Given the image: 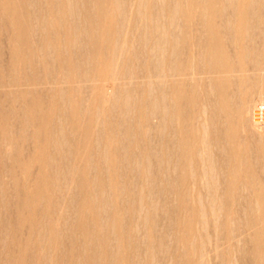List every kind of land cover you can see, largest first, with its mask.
<instances>
[{
  "label": "bare ground",
  "instance_id": "6f19581e",
  "mask_svg": "<svg viewBox=\"0 0 264 264\" xmlns=\"http://www.w3.org/2000/svg\"><path fill=\"white\" fill-rule=\"evenodd\" d=\"M37 1L0 0V18H5L9 25L13 26L16 40H19L22 44L20 45L27 51L26 64L29 62L32 65L31 63L37 58V53L40 51H36L39 48L36 46L34 48V43L31 44L29 39L36 30L44 31L45 35L40 33L41 36H44V40H41L43 37L40 35L39 37L43 42L41 45L45 48L44 51L47 52L41 53L43 59L40 56L38 58L41 59V62L56 58L54 51L51 52V50L56 45V38L59 39L56 37L59 34L54 33L59 26L61 28L63 26L62 29L60 28V32L63 31V35H61L63 39L57 42L62 41L65 48L68 49L64 50L65 48H63L62 50L68 52L69 47L71 49H73L72 47L80 48L79 52L82 55V70L81 65L76 64L79 59L78 62L72 63L74 59L65 58L61 65L63 66L62 71H57L55 65L45 64V75H38L37 73H40L38 71L35 72L36 74L34 71L31 72L32 76L29 74L31 79L26 83L27 88H25L28 93H31L32 90L40 91L38 87L47 86L48 89H51L50 92L58 90L61 93L63 105L61 104L60 111L62 113L59 116H63L68 125H61L56 121L60 125V128L57 126L60 132L57 134L56 126L51 131L58 135L53 138L54 141L50 139V142L53 141L51 146H55L53 151L55 149L56 154L59 151L62 152L61 144L67 147L66 142L62 143V141L66 140L70 143L73 135L76 140L79 137L78 141H80L76 143L75 137V142L71 141L76 145L72 144L68 150L66 149L69 155L66 154L64 159L68 162L62 166L60 164H63V159H60L59 161L62 163L58 162L60 163L58 166L62 167H56L55 175L49 176L46 183L43 182L44 177L42 176L43 184L36 182L34 185L36 194L34 198H37L39 205H43L41 216L39 214L40 228L38 231L39 242L37 243L42 247L41 257L45 259L44 264H50V250L56 243V229L53 223L54 219L58 217L55 214L56 211L64 210L65 202L69 204L72 201H77L76 207H78L75 211L77 215H75L76 219L74 216L73 219L79 221L76 226L71 224L72 230H68L70 247L77 246L78 248L79 246V251L77 253V248H69V251L75 249L77 255H72V258H69L71 260H68L67 263L64 262L65 264H139L142 261L145 264H153L156 251L170 254L168 250L170 251L172 247L176 246L174 244L170 249L168 248L165 238L169 232L170 236H173V240L176 237L177 242L181 243V245L178 244L179 247L176 246L179 248L177 252L176 247L172 250L179 253L180 246L182 247L179 259L184 264H211L209 263L212 255L210 252L217 251L218 245L217 235H215L217 220L223 218L221 224L228 226V213H225L229 204L227 200L233 201L235 195L244 197V200L247 198L245 204H248L246 207L253 208V211L250 208L251 212H254L255 208L260 210L259 214L255 211L258 214V217L256 216L257 225L264 223V173L261 178L260 175L256 176L255 169H253L254 171L252 169L244 170L246 166H243V164L250 165L252 162L249 149L246 147L250 141L257 146L258 156L255 158L259 157L261 160V170L264 172V125L256 124L254 117L258 102L264 103V0H82V4H79L80 7H83L81 9L79 6V8L77 7L78 0H42L44 3L41 0L38 3ZM33 6L37 8H33L37 14L31 9ZM48 7L51 10L50 8L47 10ZM30 12H33L32 15L35 19L31 18ZM52 13H55L57 17V25L50 26L48 21ZM192 13L198 15L201 24L196 31L193 29L194 23H191ZM133 16L135 18L134 26L138 33L134 31L129 33V24L132 26ZM80 20L81 22H79ZM132 33L139 35V40L145 48L143 49L146 50L145 56H147L144 59V56L141 58L138 55L144 60L143 64H137L139 68L143 67L138 69L139 71L137 70L138 73L134 69L126 70L129 69L127 67L129 64L127 63L126 67L123 65L125 69L121 65L123 60L119 62V59L127 58L126 54L129 58V53L126 52L129 50V41L131 36L134 37L133 41L137 36L130 35ZM129 35L130 37H128ZM255 35L261 37V40L254 41ZM135 41L131 43H135ZM140 41H137L139 45ZM61 44L60 46H62ZM34 49H36V53ZM136 49L132 48V52ZM12 50L16 54V48L14 47ZM73 53L76 52L73 51ZM131 55L134 54L131 53ZM45 56H50V58L46 60ZM53 61L51 62L53 63ZM128 61L124 60L123 63ZM34 62L36 64V61ZM12 63L9 65L13 68L15 62ZM148 64H150L149 67ZM248 64H252V71L248 68ZM120 65L124 70L119 69ZM134 65L136 64L132 65L133 68H135ZM33 68L36 67H32V70ZM79 68L81 72L77 76L75 72L80 71ZM38 76L43 77L39 79ZM14 81L8 85L9 88L19 83L15 84ZM139 82H142L140 85L142 86V98L140 100L137 98L139 87H136L139 91L134 89L136 85L134 88L130 87L139 84ZM78 86L80 89L82 86L89 89L88 92L91 93L92 98V102L87 101L89 106L84 108L86 112H83L89 114L87 119L83 120L84 122L77 115L84 103L80 104L79 98L73 96L74 88ZM116 95L119 96V99L116 98ZM114 99L115 101H113ZM58 103L57 106L60 107ZM50 105L48 101L46 103L35 98L33 109L30 107L33 111V113L30 112L32 119L37 118L38 125L41 130H44V133L48 131L47 113L50 112L53 104ZM83 106L85 107V105ZM109 110L112 113L113 111L117 113L114 112L115 116L111 117ZM76 115L78 119H76ZM108 115L110 120L116 115L117 118L116 120L113 118L111 121L107 119L106 122ZM50 122L52 123V121ZM64 125L68 129L66 132H64ZM210 127H213L214 137L210 136ZM7 128L5 127L6 130H8ZM116 131L122 132L123 135ZM67 132L71 133H68L71 137ZM64 133L68 135L67 138ZM100 133L103 134L104 140L99 137L94 138V135L98 134L99 136ZM117 134H119L118 137ZM49 136L53 137L54 135L49 134ZM123 136V140H120L122 144L118 145L117 141ZM5 140L6 147L7 136ZM124 140L126 141L123 142ZM81 142L84 145L82 143L78 146ZM92 142L99 149V155L97 153L99 158L96 159L99 162L95 169L97 170L95 176L92 178L89 175L92 179H88V174H91L93 169L88 160L90 152H92H89L92 147L88 148V145ZM111 143H114L115 147L111 148L109 145ZM73 145L78 147L75 148ZM80 146L85 147L83 149L79 148ZM213 147L219 150L221 157L219 171L217 170L218 161L216 158V160L214 159L215 149L212 150ZM60 152L59 154L64 153ZM74 153L81 161L84 160V163L73 164L72 159H78L74 157ZM48 155L46 156L43 151L39 157L36 155L35 157L44 161L46 157H52ZM19 159L14 157L13 161H19ZM10 160L9 162H11ZM20 161L12 162L13 166L10 164L13 169L8 170V175L17 177V170L23 173L26 172V168L29 169L27 162L28 165L25 162L22 164ZM51 161L53 163V159ZM121 161L127 162L126 165H123ZM253 164L254 162H252ZM37 167L38 169L42 168ZM51 168H53L52 165ZM241 168L246 171L243 175ZM78 169H81L80 173L76 172ZM122 169H127L125 172L130 171L129 176L132 174L131 177L136 178L137 181L132 178V182L135 183L134 189H129L125 184L126 181L122 180L124 178ZM19 175L21 174L19 173ZM73 187L79 189L78 197L71 193ZM66 193H68L67 197ZM170 195L178 199L176 206L171 200L172 206L176 207L178 211L175 213V217L172 215L174 220L169 219L171 221L169 229L166 227L165 230L159 232L157 222L160 218L159 215L171 216V212L166 213L168 208L169 211L171 209L167 206V210H165L163 206L168 203L164 204L163 202L164 205H160L158 200H160V196ZM204 198H207L208 202L204 201ZM219 198H221L220 200L225 199L224 203L219 201L218 205ZM62 199L64 200L62 201ZM177 199L175 200L177 201ZM206 202L209 211L207 208L205 209ZM23 204L24 202L21 208L26 206ZM185 209L188 212L183 213ZM223 209L225 212L222 211ZM245 209L248 210V208ZM18 211L22 212V209ZM24 212L21 214H25ZM21 214L19 213V227L27 224V220L29 222V219L25 217L26 214L25 216ZM122 214H127V216L122 218ZM66 215L68 216V213ZM250 216L249 219L252 218L256 221L254 213V217ZM59 219H57L58 223ZM63 219L66 220L64 216ZM254 225L253 223L252 227L255 228ZM170 228L176 230L175 236ZM210 228L213 229L214 235ZM248 229L250 231L251 228ZM155 233H158L159 236ZM262 233L260 229L251 233L257 240L254 246L256 256L253 250L252 253L254 258L264 261V252H261L263 249L258 243V238ZM228 235L235 239L237 231L234 229L230 233L228 232ZM139 238H142L145 247L143 244L142 248L139 247V241H142ZM122 247H125L126 250ZM135 247L140 250L145 248L144 251L142 250V255L140 254L144 259L140 260L139 258L138 260ZM122 249L128 253H123ZM172 255L174 256V253ZM165 257L167 260L169 256ZM15 258V262L10 261L9 264H17L18 260ZM172 258L168 260V264H171L170 261L173 263ZM11 259L14 261L12 257ZM62 262L60 261L58 264Z\"/></svg>",
  "mask_w": 264,
  "mask_h": 264
},
{
  "label": "rangeland",
  "instance_id": "374dc122",
  "mask_svg": "<svg viewBox=\"0 0 264 264\" xmlns=\"http://www.w3.org/2000/svg\"><path fill=\"white\" fill-rule=\"evenodd\" d=\"M42 1V0H41ZM39 2V0L37 1V3ZM78 2L79 3H77V7L79 6V4L82 2V0H78ZM42 3H44L43 1H42ZM82 4V3H81ZM80 7V6H79ZM78 7V8H79ZM33 8H36V7H32L31 9H33ZM49 8L50 7H48V9L47 10H49ZM81 8H83V7H80V9ZM30 9V10H31ZM37 9V8H36ZM44 9H45V6H44ZM34 10V13H36L35 12V9H33ZM50 10H51V8H50ZM37 12H38V10H36ZM54 12V11H53ZM31 13V12H30ZM33 13V12H32ZM32 13H31V15H32ZM37 14V13H36ZM35 15V14H34ZM36 16V15H35ZM32 19H35L34 18V16L32 15V17H31ZM51 18H52V20H51ZM192 18L193 19H191V23H194L193 24V26L195 27H193V29H194V31H196V29H198V27L200 28V23H199V20H198V15H196L195 13H192ZM80 19V18H79ZM78 20V19H77ZM83 20V19H82ZM135 18H134V16L132 17V22H131V24H132V26H133V28H132V26L129 24V27H130V29H129V33L130 32H137V29H136V27L134 26L135 24ZM4 22V23H3ZM49 25L50 26H53L52 24H55V25H57V17H56V15H55V13H52V16H50V18H49ZM79 22H81V20L79 21ZM264 22V21H263ZM3 23V24H2ZM5 24V25H4ZM62 26V25H61ZM4 27V28H3ZM13 27V26H12ZM11 27V24L9 25V23H8V21H6V19L5 18H0V166H1V168H0V264H4V262H5V264L7 263V264H9L10 263V261L11 262H15V260H14V258L15 259H17L18 260V263L17 264H44L45 263V259H42V257H41V251H42V247H40L39 246V243H37V242H39V234H38V231H39V228H40V221H39V219H40V216H41V214H40V212H42L43 211V205L41 204V205H39V203H37V198H34L35 196H36V194L34 193V185H35V183L37 182H39V183H42V181H43V177H44V181L43 182H45L47 179H48V177L49 176H53V175H55L56 173H57V170H56V167H62V166H64L68 161H66V159H64L65 158V155L67 154V155H69L68 154V148L72 145V144H74L73 142H75V140H76V137L73 135V139H72V137L69 135V134H71V133H69V132H67V134L69 135V137H71V141H73V142H71L70 141V143H69V141H62V143H65L66 142V144L65 145H67V147L66 146H63L64 144H61L62 146L60 147V149L62 150V152H64V153H62V152H60V153H62V154H59V152H57L58 154H56V152H55V149H54V151H53V148L55 147L54 145H52L51 146V144H52V142L54 141V139L53 138H55V137H57L58 135L57 134H59V132H60V130L58 131V129H57V126L60 128V125H58L59 123H61V125H63V124H65V125H68L67 124V120L62 116H59V115H61V111H60V109H62V105H63V103H62V99H61V93L58 91V90H56V91H53V93L52 92H50L49 90H51V89H48V87L46 86V87H44V86H41V87H44V88H42L41 89V87H38L39 88V90L40 91H38L37 89V92L36 91H34V90H32V92L31 93H28L26 90H25V88H27V82L28 81H30V79H31V77H30V75L32 76V73L31 72H33L34 71V73L35 72H42V74H40V73H37L38 75H45V73H46V71H45V64L47 65V64H51L52 66H54L55 65V68L57 69V71H62L63 70V66H61L64 62H62V61H64V59L65 58H71L73 61H72V63L74 62V61H76V62H78L77 60L79 59V62L78 63H76V62H74V63H76V64H78V65H81V63H82V55L80 54V52L79 51H81L80 50V48H74V47H72L73 49H71L70 47H69V51H70V53H69V51L66 53L64 50H68V49H66L65 48V46L63 45V43H62V41L60 42H57L58 40H62L63 39V37L61 36V35H63L62 33H63V31L62 32H60V30L63 28V26H62V28L59 26L58 28H56V32H54V33H56V34H59V35H57L56 36V34H54L56 37H58L59 39H57L56 38V41H55V46H54V49H52L51 50V52H53L54 51V53H55V59H52V58H50V56L49 57H47V56H45V59L46 60H48L49 58V60L48 61H42L41 62V57L43 56L41 53H43V51H44V49L45 48H43V46L41 45V44H43V42H41V40L43 41L44 40V36H41V34L42 35H45V33H44V31H34L33 32V34L31 35V38H29L30 39V41L32 42H30L31 44H33L34 46V48H35V46L37 47V48H39V49H34V51L36 50V51H38V50H40V51H38V55H37V58H35V60H33V63H31L32 65H30V63L28 62V64H26L27 63V60L25 59V58H27L28 57V54H27V51L25 50V48L23 47V46H21L22 44L20 43V41H19V43H18V41L16 40V38H15V32L13 31L14 30V28H12ZM134 27H135V30H134ZM61 28V29H60ZM58 31V32H57ZM14 32V33H13ZM38 32V33H37ZM41 33V34H40ZM138 33V32H137ZM137 33H136V35H137ZM38 36H37V35ZM39 35L41 36V37H43V39H41V37H39ZM127 35H128V33H127ZM126 35V36H127ZM130 35H133V33L132 34H130ZM130 35L128 36V37H130ZM135 35V34H134ZM133 35V36H134ZM135 35V36H136ZM259 35V34H258ZM59 36H61V37H59ZM137 36H138V40H137ZM136 36V38L134 39V41H135V43H131V42H134L133 41V38H132V36H131V39H130V43H129V46H128V51H126V52H128L129 54V58H128V56H127V54H126V52H125V54H126V57L127 58H122V59H119V62H121L122 60L124 61H128V62H124L123 63V61H122V64L121 63H119V64H121L122 66L124 65L125 67H126V64L128 63L129 65L127 66L129 69H126L124 66V68L126 69V70H133L134 69V71H136V73H138V71L140 70V69H142V68H139V65L140 64H143L142 63V61L144 62V60H142L141 58H142V56H144V59L145 58H147V56H145L146 54V50H144L145 48H144V46H143V44H142V42L139 40V35H137ZM33 37V38H32ZM128 37H127V39H128ZM8 38H9V40H8ZM39 38V39H38ZM32 39V40H31ZM41 39V40H40ZM259 39L261 40V37H259V36H257V35H255L254 36V38H253V40L254 41H259ZM16 40V42H14ZM37 40V41H36ZM137 41H140L139 43H141L140 45L138 44V42ZM12 42V43H11ZM11 43V44H10ZM37 43V44H36ZM58 43V44H57ZM62 43V44H61ZM137 43V44H136ZM13 44V45H12ZM21 44V45H20ZM60 44L62 45V46H60ZM39 47H38V46ZM136 45V46H135ZM42 46V47H41ZM142 46V47H141ZM16 48V54H14L13 53V48ZM62 47V48H61ZM63 48H65L64 50H62ZM132 48L134 49V48H137L136 50H133L134 52H132ZM140 48V49H139ZM142 48V49H141ZM144 48V49H143ZM61 49V50H60ZM76 49V50H75ZM57 50V51H56ZM138 50H142V51H138ZM36 51H35V53H36ZM73 51L74 52H76V53H73ZM145 51V52H144ZM12 52V53H11ZM50 52V53H51ZM72 52V53H71ZM138 53L137 55H136V53ZM141 52V54H139ZM40 53V54H39ZM44 53H47V52H45L44 51ZM43 53V54H44ZM53 53V54H54ZM62 54L61 56H60V54ZM131 53L132 54H134V55H136V56H134V55H131ZM143 53V54H142ZM21 54H24V55H21ZM74 54V55H73ZM80 54V55H79ZM25 55H26V57H25ZM57 55H58V57H57ZM124 55V54H123ZM138 55H140V57L138 56ZM38 56H40V58H38ZM72 56V57H71ZM125 56V55H124ZM131 56V57H130ZM134 56V57H133ZM36 57V56H35ZM79 57V58H78ZM15 62L14 63V66H15V68H14V66H13V68L12 67H10L11 65H9V64H13L12 62V60ZM15 58V59H14ZM21 58V59H20ZM121 58V57H120ZM25 59V60H24ZM42 59H43V57H42ZM63 59V60H62ZM76 59V60H75ZM81 59V60H80ZM127 59V60H126ZM131 59V60H130ZM141 59V60H140ZM17 60V61H16ZM22 60V61H21ZM52 60H54L53 61V63L51 62ZM11 61V62H10ZM34 61H36V64H35V62ZM135 61H136V63H135ZM23 62V63H22ZM61 62V63H60ZM134 62V63H133ZM141 62V63H140ZM55 63V64H54ZM58 63H59V65H58ZM80 63V64H79ZM132 63V64H131ZM35 64V65H34ZM42 64H43V66H42ZM133 64H136V65H134V67L135 68H133ZM137 64H139V65H137ZM119 66V69H121V70H124V68L122 69V66ZM9 66V67H8ZM36 67L35 69L33 68V70H32V67ZM45 66V67H44ZM146 66V65H145ZM148 67L150 66V64H148L147 65ZM252 66V64H248V68L250 69V71H252L253 69V66ZM41 67V68H40ZM60 67H62V68H60ZM11 68V69H10ZM81 70H82V65H81ZM80 68L78 69V70H80ZM137 68V69H136ZM139 69V70H138ZM81 70L80 71H76L75 72V74L77 75V74H80V72H81ZM138 70V71H137ZM79 72V73H78ZM30 74V75H29ZM36 74V73H35ZM13 76V77H12ZM28 76V77H27ZM43 76H38L39 77V79H40V77H43ZM73 76H75V75H73ZM78 76V75H77ZM142 77V76H141ZM140 77V78H141ZM11 78V79H10ZM143 79V78H142ZM15 80V81H14ZM27 80V81H26ZM141 80V79H140ZM11 81H14L15 82V84L17 83V82H19V83H17L15 86H11L10 88H9V84L11 83ZM22 81V82H21ZM2 82V83H1ZM23 82H24V84H23ZM19 84V86L17 87V85ZM142 84V82H139V84H134V85H131L130 87L131 88H134V86H135V88L134 89H136V87L140 90H138V89H136V91L138 90L139 92H137L138 94H137V98H138V100H140L141 98H142V90H141V88H142V86H140ZM1 85H2V87H1ZM77 86V85H76ZM75 86V87H76ZM8 87V88H7ZM79 86L77 87V88H74L75 90L73 91V96H74V98H79L78 99V101L80 102V104H83V105H85V107L83 106V105H81L82 107H81V110H78V112H77V115L80 117L79 119L82 121V122H84L83 120H85V119H87V116L89 115L88 114V112L87 113H85L86 111V109H84V108H86L87 106H89L88 105V103L89 102H87V101H90V102H92V98H91V93L90 92H88V91H90L89 89L87 90V88H85V86H82L81 87V89L79 88ZM80 90L79 92L77 91V90ZM84 89V90H83ZM86 89V90H85ZM24 90V91H23ZM42 91V92H41ZM49 91V92H48ZM84 91V92H83ZM86 91V92H85ZM26 92V93H25ZM46 92V93H45ZM81 92V93H80ZM25 93V94H24ZM28 93V94H27ZM83 93V95H81ZM88 95H87V94ZM117 93H119V91H117ZM33 94H34V96H33ZM51 94V95H50ZM54 94V95H53ZM56 94H58V95H56ZM46 95H48V96H46ZM49 95H50V98H49ZM87 95V96H86ZM80 96H82V97H80ZM86 96V97H85ZM53 97V98H52ZM35 98H36V100H41L42 102L43 101H45L46 103H47V101H48V103L49 104H53L52 106H51V110H50V112L49 113H47L48 114V117H47V120H48V131H49V129H50V132L47 134V132L48 131H45L46 133H44V130H41L40 129V127H39V122H38V120H37V118H33L32 119V115H31V113H33V111H32V109H33V102L35 101ZM82 98H84V99H82ZM90 98V99H89ZM116 98H118L119 99V96L118 95H116ZM115 98V99H116ZM12 99H13V101H12ZM34 99V100H33ZM46 99V100H45ZM56 99V100H55ZM82 99V100H81ZM115 99L113 100V101H115ZM117 99V100H118ZM16 100V101H15ZM51 100V101H50ZM84 100V101H83ZM116 100V101H117ZM28 101V102H27ZM56 101V102H55ZM58 101H59V103H58ZM30 102V103H29ZM83 102V103H82ZM28 103V104H27ZM57 103L59 104V106L60 107H58L57 106ZM87 103V104H86ZM259 103V102H258ZM62 104V105H61ZM80 104H79V108H80ZM91 104V103H90ZM55 105V106H54ZM29 106V107H28ZM32 109H31V108ZM54 107H55V110H54ZM57 107H58V109H57ZM29 108V109H28ZM31 110V111H30ZM14 111V112H13ZM80 111V112H79ZM83 111H85V112H83ZM7 112H8V114H7ZM12 112V113H11ZM17 112V113H16ZM31 112V113H30ZM60 114H59V113ZM114 112H116V111H113V113L112 112H110V110H109V114H110V116L112 117L113 115L115 116V114L117 113H115L114 114ZM10 113V114H9ZM21 113H22V116H21ZM54 113H55V115H54ZM15 114V115H14ZM57 114V115H56ZM84 114H85V116H84ZM14 115V116H13ZM76 115V116H77ZM9 116V117H8ZM11 116V117H10ZM27 116V117H26ZM78 116L76 117V119H78ZM16 117V118H15ZM106 117H107V115H106ZM10 118V119H9ZM115 120H116V118H117V115H116V117H113ZM113 118H111V120L113 119ZM107 119H108V121H111L110 120V117H109V115H108V118H106V122H107ZM36 120V121H35ZM12 121V122H11ZM14 121V122H13ZM50 121H52V123L50 122ZM56 121L58 122V124L56 123ZM61 121V122H60ZM114 121V120H113ZM112 121V122H113ZM51 123V124H50ZM52 124H53V126H52ZM56 124V125H55ZM7 125H9V126H7ZM64 125V132H66V131H68V129H67V127ZM12 126V127H11ZM52 126V127H51ZM55 126H56V128H55ZM5 127L8 129V130H6L5 129ZM53 128H55V129H57L56 131H58V133L57 134H54L53 132H51V131H53ZM69 128V127H68ZM212 128L213 127H210V129H209V131H211V132H209L210 133V136L211 137H214V135H213V130H212ZM55 131V130H54ZM56 131H55V133H56ZM121 131H123L122 129H121ZM34 132V133H33ZM42 132V133H41ZM116 132H118V131H116ZM215 132V131H214ZM24 133V134H23ZM118 133H120V134H122L123 135V133L122 132H118ZM15 134V135H14ZM49 134L51 135V134H53L54 136L53 137H51V136H49ZM66 133H64V135H65V137L67 138L68 137V135H67ZM215 134V133H214ZM11 135V136H10ZM57 135V136H56ZM67 135V136H66ZM118 135L119 134H117L116 136L118 137ZM6 136H7V139H8V143H7V145H6V147H5V142H6V140H5V138H6ZM95 137L94 138H96V137H99L100 139H102V140H104V137H103V134L102 133H100V135L98 136V134H96V135H94ZM102 136V137H101ZM21 137V138H20ZM28 137V138H27ZM49 137H51V138H49ZM74 137H75V140H74ZM78 137V136H77ZM11 140H10V139ZM14 138H16V139H14ZM33 138V139H32ZM79 138V137H78ZM78 138H77V140H76V143H78V142H80V141H78ZM121 138V137H120ZM123 138H124V136L122 137V139H119L118 141H117V143H119L118 145H120V144H122L121 143V141L123 140ZM19 139V140H18ZM31 139V140H30ZM50 139H52L53 141L52 142H50L51 140ZM69 139V138H68ZM121 140V141H120ZM150 140V139H149ZM126 140H124L123 142H125ZM10 142V143H9ZM4 143V144H3ZM13 143V145H11ZM82 143L83 142H81V144L79 143L78 144V146L79 145H82ZM149 143V145H150V142H148ZM147 143V144H148ZM4 146H3V145ZM28 144V145H27ZM54 144V143H53ZM93 144V145H92ZM92 144H89L88 145V148L90 147H92L91 148V150H89V152L90 151H92V152H90L91 153V155L88 157L89 159V163L91 164V166H92V173L91 174H88V179L90 178V179H92L93 177L92 176H95L94 174L96 173V171L97 170H95L96 169V166H97V164H98V160H96V159H98L99 158V149H97L98 147H96V144L94 143V142H92ZM14 145H16V146H14ZM74 145H76V144H74ZM73 145V146H74ZM83 145H84V143H83ZM110 145V147L112 148V147H115V144L113 143H111V144H109ZM142 145V144H141ZM78 146H76V147H78ZM122 146V145H121ZM33 147V148H32ZM65 147V148H64ZM75 147V146H74ZM75 147V148H76ZM83 147H85V146H83ZM82 146H80L79 148H83ZM246 147L249 149V153H250V155H251V157H252V162H254V166L252 165V162H251V164L250 165H248V164H243V166L245 165L246 166V169H244V170H247V169H249V171H250V169H255V171L257 172L256 173V176H259L260 175V177L262 178L263 177V171L261 170L262 169V167H261V165L260 164H262L261 163V160H259V157H258V159L257 158H255V157H257L258 156V153H257V150H256V147L257 146H255V145H253L250 141L248 142V144L246 145ZM32 148V149H31ZM38 148V149H37ZM217 148V147H216ZM36 149V150H35ZM65 149V150H64ZM67 149V150H66ZM84 149V148H83ZM82 149V150H83ZM215 148L213 147V149L212 150H214ZM25 150V151H24ZM29 150V151H28ZM82 150H81V152H82ZM97 150V151H96ZM45 152V154H46V156L48 155V156H52L51 158L50 157H46L45 159H44V161L42 160L41 161V159L39 160V158H36V157H39V155L41 154V152ZM19 152H21V153H19ZM31 152H32V154H31ZM54 152V153H53ZM80 152V153H81ZM80 153H78V155L79 156H81V154ZM97 153H98V155H97ZM215 153V154H214ZM214 159L216 158L217 159V163H218V165H217V170L219 169L220 170V165L219 164H221V157H220V154H219V150L218 149H215L214 150ZM38 154V155H37ZM219 154V155H218ZM18 155V156H17ZM35 155H36V157H35ZM56 155V156H55ZM61 155V156H60ZM75 155V156H74ZM74 157L76 158L77 157V155H76V153H74ZM97 155V156H96ZM6 156V158H4ZM21 156H23L24 157V159H23V157H22V159H23V161H22V159H21ZM29 156V157H28ZM63 156V158H61ZM11 157H12V160H10L11 159ZM14 157H17V159H19V161H20V163H26V164H24L26 167H28L29 169H27L26 168V172L24 171L23 173L22 172H18V170H17V173H18V176L16 177V175H15V177H11L10 175H8L9 173H8V170L10 171L11 169H13L12 168V164H14V163H18L19 161H13L14 160ZM26 157V158H25ZM55 159H54V158ZM59 157V158H58ZM95 157H97V158H95ZM50 159L49 161H48V159ZM78 158V157H77ZM219 158V159H218ZM3 159V160H2ZM11 161V162H9V160ZM26 159V160H25ZM28 159V160H27ZM51 159H53V163H51L52 161H51ZM56 159H57V161H56ZM60 159H63L62 161H63V164H60V163H62V161H59ZM79 159V158H78ZM78 159L77 160H73L72 159V163L73 164H75L76 163V165H80V163H84V160L83 161H81L80 159H79V161H78ZM92 159H93V161H92ZM215 159V160H216ZM25 160V161H24ZM39 160V161H38ZM47 160V161H46ZM56 162H55V161ZM3 161V162H2ZM5 161V162H4ZM75 161V162H74ZM78 162V164H77V162ZM92 161V162H91ZM95 161V162H94ZM124 161V160H123ZM12 162H14V163H12ZM58 162H60V163H58ZM122 162V161H121ZM120 162V163H121ZM125 162V161H124ZM124 162H122L123 163V165L125 164L126 165V163H124ZM22 163V164H23ZM56 163V164H55ZM5 164V165H4ZM10 164L12 165V166H10ZM54 164V165H53ZM58 164H60V165H62V166H58ZM3 165V166H2ZM16 165V164H15ZM51 165H52V167L53 168H51ZM82 165V164H81ZM248 165V166H247ZM252 165V167L250 168V166ZM259 165V166H258ZM23 166V165H22ZM37 166H39V167H42V168H40V169H38V167ZM43 166H44V168H43ZM48 166V167H47ZM256 166V167H255ZM95 167V168H94ZM259 167V168H258ZM6 170H5V169ZM8 168H10V169H8ZM245 168V167H244ZM243 168H241L240 170H242ZM16 170V169H15ZM81 169H78V170H76V172L78 171L79 173L81 172L80 171ZM125 170H127V169H122V174H123V177L124 178H122V180L123 181H126V185H127V187L129 188V189H134V185H135V183H134V181H137L136 180V178H134V177H131V175L132 174H130V176H129V173H131L130 171L128 172V171H126V172H128L127 174H126V172H125ZM218 170V171H219ZM244 170H242L241 171V173H242V175L246 172V171H244ZM251 170V171H252ZM20 171V170H19ZM41 171V173H39V172ZM56 171V172H55ZM254 171V170H253ZM3 172V173H2ZM39 174H38V173ZM77 172V173H78ZM91 172V171H90ZM19 173L21 174V175H19ZM37 173V174H36ZM4 174V175H3ZM22 174H24V175H22ZM262 174V175H261ZM37 175V176H36ZM40 175V178L38 179V176ZM89 175H91V177H89ZM128 175V176H127ZM2 176V177H1ZM43 176V177H42ZM51 176V177H52ZM11 177V178H10ZM42 177V178H41ZM50 177V178H51ZM220 177H222L221 175H220ZM219 177V178H220ZM242 177V176H241ZM4 178V179H3ZM14 180H13V179ZM17 180H16V179ZM38 179V181H37V179ZM132 178L134 179V181L132 182ZM16 180V181H15ZM33 180V181H32ZM35 180V181H34ZM1 181H2V183H1ZM221 181H222V178H221ZM15 182V183H14ZM47 182V181H46ZM45 182V183H46ZM8 183V184H7ZM38 183V184H39ZM134 183V184H133ZM6 184H7V186H6ZM15 184H16V186H15ZM43 184V183H42ZM124 184V185H125ZM2 186V187H1ZM4 186H5V188H4ZM1 189H3L2 190V193H1ZM32 189H33V191H32ZM78 191H79V189H77V187H73L72 188V190H71V193L75 196V197H78ZM80 192V191H79ZM13 193V194H12ZM20 194V195H19ZM67 195H68V193H66L65 194V196L67 197ZM77 195V196H76ZM5 196V197H4ZM19 197H21V198H19ZM33 198V199H32ZM62 198V197H61ZM160 198V200H158L159 201V204L160 205H164L165 203H168V205L167 204H165L163 207H164V209L165 210H167V206L168 207H170V211H169V208H168V210L166 211V213H168V212H171L170 214H171V216L170 215H166V214H160L159 215V217L160 218H158V228H159V232L160 231H162V230H165V228L167 227L168 229H169V227H170V225H171V221H172V219L175 217V213H177V208L176 207H173L172 205H173V203H174V206H176V202L178 203V199L176 198V197H174L173 195H170V196H166V197H159ZM161 198H162V200H161ZM168 199V200H167ZM175 199H177V201L175 200ZM221 198H219L218 200H217V204L219 205L220 204V202L221 203H224V201H225V199L224 200H220ZM241 199V200H240ZM246 199L247 198H245V200H244V197H241V196H239V195H235V198H233V201H230L229 202V200H227V203H229L228 204V207L225 209L227 212H225V210L223 209L222 211H224L225 213H228V226H223V224H221V223H223V221H222V219L223 218H220V219H218L217 220V233L215 234V235H217V242H218V245H217V251H214L213 250V252L211 253L210 252V261H209V263H211V264H231L232 262L234 263V264H264V261H261L260 259H256V258H254L256 255H255V251H254V246H255V242L257 241V240H255L254 238H253V234H251V233H254L257 229H260V231H261V233H262V231L264 230V223H258V225H257V215L259 214V211L260 210H258L257 208H255V210H254V212H251V211H253V208H249V207H246V206H248V204L246 205L245 203H247V201H246ZM22 201V200H24L23 202H24V204L23 205H25L26 204V206L25 207H23V208H25V209H23V208H21V205H22V203L23 202H21L20 203V201ZM33 200V201H32ZM64 199H62V201H63ZM66 200V199H65ZM68 200V199H67ZM75 200V199H74ZM173 201V203H172V201ZM204 201H207L208 202V200H207V198H204L203 199ZM26 201H27V203H26ZM34 201H35V203H34ZM203 201V202H204ZM220 201V202H219ZM240 201V202H239ZM19 202V203H18ZM163 202H164V204H163ZM207 202L205 203V209L208 207V205H206L207 204ZM172 203V204H171ZM249 203V202H248ZM18 204H20V205H18ZM34 204H36V205H34ZM63 204V203H62ZM75 204V205H74ZM76 204L78 205V203H77V201H72L71 203H69V204H66V202H65V207H64V210L62 209V212L61 211H56L57 213L55 214L58 218L57 219H59L60 221H59V223H58V220L57 219H54V223H53V226H54V228L56 229V231H55V234H56V240H55V245H54V247L50 250V254H51V259L49 258V260H50V264H58V263H60V261L62 262V263H67L68 262V260H71V259H69L70 257L72 258V255L73 256H76L77 255V253H78V248H79V246H78V248H77V246H71L70 247V245H71V242H70V240H69V234H68V230H72V228L70 227V226H76V225H78L79 224V221L78 220H75L76 219V216L75 215H77V212H75L76 210H77V207H76ZM126 204V203H125ZM243 204H245V205H243ZM166 206V207H165ZM207 206V207H206ZM20 209H22V212H24L25 214H26V216H25V214H21L22 212H19L18 210H20ZM37 209H36V208ZM42 207V208H41ZM76 207V208H75ZM172 207L174 208V211L172 210ZM242 207H244V208H242ZM245 208H248V210L247 209H245ZM184 209V208H183ZM242 209V210H241ZM27 210V211H26ZM245 210V211H244ZM251 210V211H250ZM68 211H70L71 213H69ZM73 211H74V213H73ZM184 212L183 213H186V211H187V209H185V210H183ZM207 211H209V208H207ZM248 213H247V212ZM250 211V212H249ZM255 211L258 213V214H256L255 213ZM61 212V213H60ZM68 213V216L66 215L67 213ZM181 213H182V211H180ZM188 212V211H187ZM19 213L21 214V215H24L27 219H29V222H28V220H27V224L25 223V225H23V226H21V227H19L20 226V221H18V220H20V216H19ZM183 213H182V215H183ZM224 213V215L226 216V214ZM251 213V214H250ZM253 213L255 214V217H256V221H254V219H249V215H251V216H253ZM39 214H40V216H39ZM169 214V213H168ZM28 215V216H27ZM161 215H163L162 217H161ZM172 215H174V217L172 216ZM177 215V214H176ZM223 215V214H222ZM223 215V216H224ZM63 216H64V218H66V220L65 219H63ZM67 216V217H66ZM75 217V219H73L74 217ZM127 216V214H122V218H125ZM248 216V217H247ZM250 216V217H251ZM72 217V218H71ZM246 217V218H245ZM254 217V216H253ZM68 218H70V219H68ZM165 218V219H164ZM224 218H226V217H224ZM68 219V220H67ZM72 219H73V221H72ZM171 221H170V220ZM246 219H247V221H246ZM56 220V221H55ZM64 221V223H63V221ZM70 220V221H69ZM170 221V223H169V221ZM174 220V219H173ZM248 220H250V221H248ZM68 221V222H67ZM31 223V224H30ZM60 224V225H58V224ZM166 223V224H165ZM247 223H248V225H247ZM253 223L255 224L254 226H255V228L254 227H252L253 226ZM19 224V225H18ZM72 224V225H71ZM170 224V225H169ZM219 224V225H218ZM260 224V225H259ZM55 225H56V227H57V225H58V229L55 227ZM169 225V226H168ZM237 225V226H236ZM247 225V226H246ZM251 225V226H250ZM236 226V227H235ZM261 226H262V228H261ZM23 227H24V229H23ZM70 227V228H69ZM251 228L250 229V231H249V229L248 228ZM257 227V228H256ZM247 228V229H246ZM254 228V229H253ZM27 229V230H26ZM212 228H210V230H211ZM236 230L237 231V237L234 239H232V238H230L229 237V235H228V232L230 233L232 230ZM252 229H253V231H252ZM167 230V229H166ZM209 230V231H210ZM248 230V231H247ZM157 231V232H158ZM170 231H172V234L175 236V232H176V230H173V229H171L170 228ZM4 232V233H3ZM212 232H213V229H212ZM212 232L210 231V233L212 234ZM157 236H159L158 235V233H155ZM155 235V237H156V239H157V236ZM212 235H214V232H213V234ZM167 236H169L170 238H168ZM167 236H166V240L165 241H167L166 242V244H168V248L170 249L172 246H174V244L177 246L178 244L179 245H181V243H178L177 242V240H176V237L174 238V240H173V236L171 235L170 236V232H169V235L167 234ZM171 238H172V240H173V242H172V240H171ZM140 239V238H139ZM167 239H169V240H167ZM6 240V241H5ZM140 240H142V238L140 239ZM169 241V242H168ZM258 243L260 244V246H262V248L261 249H263V251L261 250V252H264V231H263V233L259 236V238H258ZM38 244V245H37ZM124 245H127L126 243H123ZM142 244H143V246L145 247V243L143 242V240L142 241H139V247L140 248H142ZM254 244V245H253ZM8 245V246H7ZM124 245H122V246H124ZM179 245H178V247H179ZM137 246V245H136ZM175 246V247H176ZM183 246V245H182ZM126 247V246H125ZM125 247H122V248H125ZM143 247V249H145ZM175 247H172L171 248V250L173 249V248H175ZM253 247V248H252ZM69 248H77L76 250H77V253H76V250L75 249H71V251H69ZM127 248V247H126ZM126 248H125V250H126ZM136 248V247H135ZM140 248L138 249V248H136V250L137 251H139L138 253H137V251L135 252L136 254H138V260H139V258H140V260H141V258H142V250L143 249H141L140 250ZM177 248V247H176ZM179 248H177L176 249V252H177V250H178ZM182 249V247L180 246V250ZM69 252H68V251ZM169 251L168 250V252H170V254L168 255L167 254V252L166 253H161V252H157L156 251V253L157 254H155L156 255V260L154 259V261L156 262H154L153 264H168L169 263V261L168 260H170L171 258H172V253H174V258H175V261H174V259L172 258V260H173V263H172V261H170L171 262V264H184L180 259H179V257H180V250H179V253H175V251ZM175 250V249H174ZM252 250H253V252H254V255H253V253H252ZM74 251H75V255H74ZM122 251H123V253H128L127 251L126 252H124V249H122ZM144 251V250H143ZM182 251V250H181ZM172 252V253H171ZM11 253V254H10ZM144 253V252H143ZM217 253V254H216ZM9 254V255H8ZM141 254V255H140ZM161 256H160V255ZM164 254H166L167 255V260H166V255H164ZM177 254V255H176ZM216 254V255H215ZM10 255H12V256H10ZM67 255H70V256H67ZM139 255H140V257H139ZM144 255V254H143ZM164 255V256H163ZM172 255V256H171ZM2 256H3V259H2ZM14 256V257H13ZM67 256V257H66ZM177 258H176V257ZM12 257L13 258V260L14 261H12V259L10 260V258ZM144 257V256H143ZM155 257V256H154ZM171 257V258H170ZM9 258V259H8ZM61 258H63V260H61ZM137 258V257H136ZM159 258H160V260H159ZM170 258V259H169ZM6 259H8V260H6ZM142 259H144V258H142ZM255 259V260H254ZM59 260V261H58ZM177 260V261H176ZM181 262H180V261ZM258 260H260V261H258ZM123 262L125 263V261L123 260ZM180 262V263H179ZM61 263V264H62ZM64 263V264H65ZM12 264V263H11ZM139 264H145L143 261H142V263L140 262Z\"/></svg>",
  "mask_w": 264,
  "mask_h": 264
},
{
  "label": "built area",
  "instance_id": "2783aa9c",
  "mask_svg": "<svg viewBox=\"0 0 264 264\" xmlns=\"http://www.w3.org/2000/svg\"><path fill=\"white\" fill-rule=\"evenodd\" d=\"M255 122L259 126L264 125V103H258L254 113Z\"/></svg>",
  "mask_w": 264,
  "mask_h": 264
}]
</instances>
